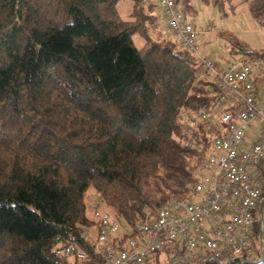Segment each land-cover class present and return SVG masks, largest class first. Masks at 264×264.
Listing matches in <instances>:
<instances>
[{"label": "trees", "instance_id": "trees-1", "mask_svg": "<svg viewBox=\"0 0 264 264\" xmlns=\"http://www.w3.org/2000/svg\"><path fill=\"white\" fill-rule=\"evenodd\" d=\"M156 5L0 0V264H56L52 251L67 241L88 250L80 234L96 224L93 197L132 229L145 211L193 199L209 141L198 125L185 133L180 113L223 105L164 34ZM220 36L230 54L264 60V49ZM181 252L169 244L163 254L175 262Z\"/></svg>", "mask_w": 264, "mask_h": 264}, {"label": "built area", "instance_id": "built-area-1", "mask_svg": "<svg viewBox=\"0 0 264 264\" xmlns=\"http://www.w3.org/2000/svg\"><path fill=\"white\" fill-rule=\"evenodd\" d=\"M155 1L164 27L211 75L217 106L223 105L180 113L185 133L198 125L209 141L193 199L145 211L132 229L93 197L96 224L80 234L88 250L76 241L61 243L52 251L56 264H162L159 255L169 244L180 247L177 261L185 264H239L256 251L264 255V110L255 87L264 75V60L244 58L223 69L202 58L195 30L176 0ZM195 146L203 153L201 145Z\"/></svg>", "mask_w": 264, "mask_h": 264}, {"label": "rangeland", "instance_id": "rangeland-1", "mask_svg": "<svg viewBox=\"0 0 264 264\" xmlns=\"http://www.w3.org/2000/svg\"><path fill=\"white\" fill-rule=\"evenodd\" d=\"M152 3L155 5V0ZM186 5H189L187 10ZM186 5L182 1L178 3L179 8L185 10L184 13L195 30L196 46L202 58L220 63L223 69L235 65L241 59L249 60L240 54L229 53L228 44L220 36L223 31L233 33L253 50L264 49V0H186ZM130 7L128 1L118 4L123 19H127ZM157 8L156 5L154 14L159 17L160 10ZM163 32L171 37L167 28L164 27ZM134 41L141 48L142 41L137 37H134ZM198 72L202 78L209 75L201 67H198ZM210 76L208 77L212 78ZM259 78L255 83L257 102L264 110V76ZM102 209L110 212L105 205ZM89 231L86 230V233ZM159 259L162 264H182L179 261H168L163 253L159 255Z\"/></svg>", "mask_w": 264, "mask_h": 264}, {"label": "crops", "instance_id": "crops-1", "mask_svg": "<svg viewBox=\"0 0 264 264\" xmlns=\"http://www.w3.org/2000/svg\"><path fill=\"white\" fill-rule=\"evenodd\" d=\"M158 9V8H157ZM159 10V9H158ZM159 18H160V20H161V22H162V19H161V15L159 16ZM164 26V25H163ZM209 30V29H208ZM228 33H230V32H228ZM232 35H233V33H231ZM236 37V36H235ZM241 41V40H240ZM246 59V58H245ZM180 263H182V262H180ZM182 264H185V263H182Z\"/></svg>", "mask_w": 264, "mask_h": 264}]
</instances>
